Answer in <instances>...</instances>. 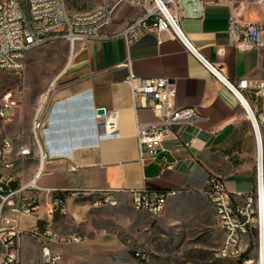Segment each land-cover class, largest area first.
<instances>
[{"label":"crops","instance_id":"0c3cea01","mask_svg":"<svg viewBox=\"0 0 264 264\" xmlns=\"http://www.w3.org/2000/svg\"><path fill=\"white\" fill-rule=\"evenodd\" d=\"M101 3L67 0V8L71 13H85ZM138 13V8L120 5L109 31H121ZM231 13L246 22H260L264 19V0H188L179 11L182 28L191 42L226 79L233 83L258 79L264 50L238 49L228 33ZM130 73L141 78L170 79L176 92L175 108L195 109L199 118L177 123L175 134L161 141L142 144L138 126L153 123L156 116L146 107V99L135 95L126 83ZM244 99L257 119L264 160L263 101L251 89L244 92ZM42 103L47 119L44 144L51 157L43 165L38 184L43 189L66 191L68 215L57 211L49 216L50 197L45 190L38 192L36 212H3L16 218L23 231L38 227L41 233L52 228L60 235H81L82 223L93 226L94 220H112L114 214L133 209L127 192L119 194L118 206L93 209L95 195H74L83 189L147 190L154 195L174 191L177 194L168 203L178 196H198L208 201L204 191L209 178L219 176L236 204H243L244 197L255 192L260 151L250 115L236 95L168 33L145 32L130 43L124 38H110L86 46L78 44L41 95L34 113ZM100 109L105 110L101 117ZM112 121L116 129L109 134L107 128ZM31 130L32 122L23 126L8 121L5 136H0V146L4 138L13 143L11 157L18 178L11 182L12 189L25 187L38 170L35 157L21 155L32 145ZM190 141L191 148H185ZM163 156L169 163L166 168L161 163ZM0 174L11 175L13 171L0 168ZM33 194L23 191L26 198ZM44 244L62 256L69 250V245L47 237ZM40 254L41 245L26 235L23 264L37 261Z\"/></svg>","mask_w":264,"mask_h":264},{"label":"built area","instance_id":"2783aa9c","mask_svg":"<svg viewBox=\"0 0 264 264\" xmlns=\"http://www.w3.org/2000/svg\"><path fill=\"white\" fill-rule=\"evenodd\" d=\"M195 1V0H194ZM101 5L85 13H71L67 0H0V71H8L21 76L25 69V59L29 52L39 47L66 42L70 54L76 51L78 44L86 46L89 42L103 41L110 38H124L129 43L139 40L145 32L168 33L171 39L179 41L185 50L194 56L214 78L222 82L240 100L255 125L259 148L260 129L256 116L249 110L244 99L246 90H253L264 105V60L262 75L255 80L240 79L233 83L223 76L219 67L211 63L191 42L183 30L179 11L188 0H101ZM196 4V3H195ZM120 5H129L139 9L137 17L124 29L110 32L115 11ZM228 33L232 42L242 51L264 50V19L250 23L240 16L231 13ZM126 83L132 86L134 94L146 99V107L156 116V121L138 126V137L142 144L162 139L175 134L174 126L182 121L192 122L198 119L195 109H177L174 106L175 89L168 78H141L130 73ZM12 93L4 97L0 117L11 119L14 101ZM46 100V98H45ZM43 104L35 110L32 119V145L22 150L24 157L33 156L38 160V170L25 187L12 189L11 182L17 180L15 160L11 157L13 143L4 138L0 146V168L13 171L11 175L0 174V264H23V239L26 235L34 237L41 245L43 264H60L63 256L44 244L45 237L61 245H76L84 242L81 235H60L52 228L41 233L38 227L23 231L14 217L4 216L8 210L13 214H31L38 210V192L46 191L50 197L51 208L48 215L59 211L68 215L66 191L62 189H43L38 180L43 165L51 157V152L44 144L47 130V119ZM101 117V116H99ZM116 123L108 125L109 134L115 132ZM190 149L193 141L186 142ZM163 167L169 163L165 156L161 158ZM263 175H264V161ZM260 161L257 168L255 192L244 197L243 204H236L228 191L222 177L211 176L204 191L215 212L218 224L224 233V240L218 250L221 259L230 260L233 264H264V176L261 185ZM24 190L34 192L32 197L23 196ZM127 192L132 198V207L136 212H146L159 217L168 204L171 196L177 193L152 194L147 190L122 189H83L74 192L76 197L95 195L91 202L93 209L116 207L119 194ZM251 244L255 245L257 258L247 257ZM138 256V255H137Z\"/></svg>","mask_w":264,"mask_h":264},{"label":"rangeland","instance_id":"374dc122","mask_svg":"<svg viewBox=\"0 0 264 264\" xmlns=\"http://www.w3.org/2000/svg\"><path fill=\"white\" fill-rule=\"evenodd\" d=\"M69 52L66 42L45 45L27 54L21 76L0 71V109L7 94L12 93L14 101L11 119L0 117L1 138L8 121L23 126L32 122L34 108ZM112 217L94 220L93 226L82 223L84 242L70 245L60 264H233L218 256L224 233L209 201L201 197H175L159 217L132 208ZM247 257L257 258L255 245ZM31 260L43 264L41 254Z\"/></svg>","mask_w":264,"mask_h":264},{"label":"bare ground","instance_id":"6f19581e","mask_svg":"<svg viewBox=\"0 0 264 264\" xmlns=\"http://www.w3.org/2000/svg\"><path fill=\"white\" fill-rule=\"evenodd\" d=\"M261 150H262V144H261V139H259V161H260V179H261V185H262V180H263V153H261ZM261 153V154H260ZM262 245H263V248H264V235H262ZM264 250V249H263ZM264 254V253H263Z\"/></svg>","mask_w":264,"mask_h":264},{"label":"water","instance_id":"95a60500","mask_svg":"<svg viewBox=\"0 0 264 264\" xmlns=\"http://www.w3.org/2000/svg\"><path fill=\"white\" fill-rule=\"evenodd\" d=\"M105 114V110L104 109H100L99 111H98V115L99 116H103Z\"/></svg>","mask_w":264,"mask_h":264},{"label":"trees","instance_id":"16d2710c","mask_svg":"<svg viewBox=\"0 0 264 264\" xmlns=\"http://www.w3.org/2000/svg\"><path fill=\"white\" fill-rule=\"evenodd\" d=\"M240 264H241V262H240Z\"/></svg>","mask_w":264,"mask_h":264}]
</instances>
